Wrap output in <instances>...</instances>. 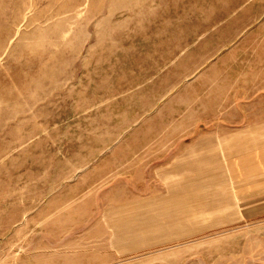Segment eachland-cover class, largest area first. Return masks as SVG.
Returning a JSON list of instances; mask_svg holds the SVG:
<instances>
[{"label":"rangeland","instance_id":"obj_1","mask_svg":"<svg viewBox=\"0 0 264 264\" xmlns=\"http://www.w3.org/2000/svg\"><path fill=\"white\" fill-rule=\"evenodd\" d=\"M0 264H264V0H0Z\"/></svg>","mask_w":264,"mask_h":264}]
</instances>
